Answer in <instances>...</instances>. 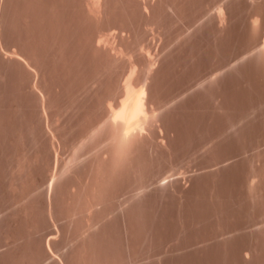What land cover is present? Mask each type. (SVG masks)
Instances as JSON below:
<instances>
[{
    "label": "bare ground",
    "instance_id": "obj_1",
    "mask_svg": "<svg viewBox=\"0 0 264 264\" xmlns=\"http://www.w3.org/2000/svg\"><path fill=\"white\" fill-rule=\"evenodd\" d=\"M154 1L155 0H0V85L4 84L2 86L6 88L5 92L7 94V89L10 91V89L13 88L11 89L12 92H9L12 97L8 99V103L13 100L12 103L10 102V104H13V107L6 105V100V102L4 101V109H8L10 114L11 111L14 112H12L14 117L12 114L11 116L13 118H11V120L16 118V120H13L15 123H12V121L7 123L6 116L0 113V231L2 228L0 233L3 232L4 228V232L0 235V238L2 237V239H0V264H143L145 263L143 258L150 257V254L145 257L146 255H144L145 253L143 254V252V256L140 257L141 251L135 253L136 248L141 250L144 246H140V242L143 240L141 237L142 234L139 233V231L136 233L137 235L133 233L137 231L138 227L142 228L145 224L140 221H135L136 223L133 221L137 220L142 209L143 211L147 210L144 206L149 210L155 211V209L162 203L164 204L165 201L169 202V200H165L169 192L166 193L165 191L169 189L173 190L171 187L176 186L177 188L175 184L181 179L178 177L184 174V176L187 177V171L189 172L191 170L189 167H191L193 162L195 163L196 161H203L205 159V156L200 152L204 148L202 144V149L199 147L197 148L199 151L195 149L196 151L193 150L194 154L193 151L188 153L195 156V152L196 154L200 152L203 160H201V156L197 157L196 155L194 157L192 155L191 157H194L193 160L196 161L192 160L190 165V159L192 158H186V156L177 158L182 165L178 166L181 167V169L184 166L182 162L187 163L185 165H189L188 167L185 166L187 168L182 169V171L180 168H177L178 161L177 163L175 162L176 164H174V162L171 163L172 161H176V158L172 160V156H169V163L166 161L168 159L167 154H173V150L169 144V139L173 140L172 137L170 138L173 132L165 125L166 121H164V116L167 111L170 112V106L173 104L172 101L176 98L173 97V99L172 96H169L173 100L169 98L168 100L164 99L166 97L163 98L161 90L158 89L160 86L158 85L159 87H156L158 81V74L156 75V73H159L157 71H160L159 67L161 68V66L158 67V59L156 58L159 57L158 54L161 56L162 53H157L159 50L155 49V54L150 43L147 45L145 43L144 47L143 40H146L145 36L146 34L148 35L149 32L147 31L150 30L151 26L156 27H154L155 31L156 29H163L161 25L165 22H161V17L163 15L160 16L159 13L164 14L172 12V15L175 13L176 16L174 15V17L177 19L179 15L178 21H180L179 19H181L180 17L182 15V12H180L182 11L180 9L181 3L184 4L182 6H186L184 3L186 0H184V2H180V0H161V3L158 0V3L156 1L157 7L163 4L161 8L158 7V9L155 7L156 5L154 6ZM217 2H219V0ZM221 3L222 4L216 3L215 6L212 5L213 18L211 17V21L207 18L209 21L207 22L210 23V25L215 18L218 19L216 20L219 21L218 23L223 22V25L227 24L226 16L228 13H226V2L225 5L223 4L224 2ZM118 4L123 5L121 6L122 9ZM164 5L166 9L163 8ZM117 6L120 10H117ZM124 6L127 7V10L126 8L123 9ZM154 7L157 11L154 10ZM209 7L211 8V6ZM209 7H206L203 13L207 10L208 14L209 11L212 10V8L210 9ZM162 8L165 12H163L164 10H162ZM167 8H169L171 12ZM183 8L186 11L185 7ZM159 9H161V12H159ZM123 10H126V12L122 14L121 12ZM117 11H121L119 13L123 20H120L121 18L118 19L119 15ZM127 11L129 15L126 14L128 13ZM179 12L181 14H179ZM203 13L201 11L200 17L197 18L198 22L201 18L207 16L205 15L206 13L204 15ZM262 13L261 11V14ZM208 15L210 16L211 14ZM256 15L258 18L260 17V14L256 13ZM124 16L127 20L130 16L129 19L131 18L132 20H130L132 22L130 20H126V22ZM157 16L160 17L158 18ZM256 17L255 20L257 19ZM137 18L144 19H142L143 21L138 19L137 22ZM117 19L121 22L123 21L122 23L124 25L118 24ZM205 20L202 21L203 24H207ZM255 20L254 23L256 22ZM258 20L259 19H257V21ZM124 21L127 26H125ZM159 21L162 23L161 25ZM225 21L226 24H224ZM113 22L117 27L118 25L119 27L120 25L122 26L120 30L122 29L121 31L123 33L120 32V34H118L117 31L114 34L111 32ZM128 22L129 24L137 22L136 24L138 25L141 22L143 25H140L143 27L140 25V27H137L135 23L133 24L135 25L134 27H132L133 25L128 26ZM143 22L145 26H149L147 28L149 30L145 29V32L143 31ZM196 23L197 21L195 24ZM165 24L163 27H165ZM258 24H260V22ZM261 24L263 25V21ZM198 25H200V23ZM253 26L254 29L255 27L257 28L256 25L253 24ZM259 26L260 25H258V27ZM260 27V30L257 29V33H259L258 30L261 31L264 28V26H262L263 28L261 27L262 29ZM133 28L138 29L137 31H139L140 28L142 29H140L138 33L133 30ZM154 28L150 31L155 32L153 30ZM186 28H184L183 31H187L188 28ZM217 28L219 31L220 28ZM161 29L158 30V34L163 33L164 35L165 33L166 35V30L163 31ZM125 31H128L129 34ZM179 33L185 34V32L182 31L176 34ZM140 34L141 36H138ZM142 36H144L143 39ZM178 36L179 35H177V37ZM261 36L264 37L263 35ZM179 37L177 39H179ZM177 39L175 38L174 40ZM169 41L165 42L168 43ZM261 41L263 42L260 45H258L260 41L256 44L258 50L256 49L254 51V49H250V51L252 50L251 54H253V51L256 52L257 55L254 54L260 57V60L262 58L264 59L263 38ZM167 45L170 46L169 44ZM168 46L164 49L168 48ZM261 62L264 63L263 61ZM230 64L231 63H229V65ZM233 64L236 65L235 63ZM233 66L231 67L230 65V68H228L231 69ZM222 67L225 66H221V68L218 67L220 70L217 71L213 69L214 72H212L213 74H211L210 78H207L209 75L206 74L208 80L203 77V80L201 79V81H197V83L203 82L201 83L203 87L206 81L207 83L210 80L212 81V79L217 81L218 79L216 78L222 76L223 72L225 73V71L228 70L224 68L225 71L221 74L220 71L223 70ZM219 74L220 76H218ZM155 76L157 78H154ZM211 81L210 84L212 83ZM7 84L9 86H7ZM210 84L208 83V85ZM197 85L195 83V86ZM10 86L12 87L8 88ZM191 87L189 88L190 92ZM5 88H1L0 90L4 92ZM184 91L180 94L183 97L186 92L190 93L189 91ZM178 96L179 95L176 97ZM6 97L8 98V96ZM0 103L3 104L2 102ZM8 111L7 113L5 112L6 115ZM10 114L8 115L9 117H11ZM240 115V120L241 118L245 120L247 117L245 115H243V117L241 115L240 117ZM237 119L238 117L236 120ZM240 120L238 121L242 123V120ZM9 123L10 125L13 124L12 128L9 126ZM218 137L219 136H217V138ZM217 138H210L207 143L209 144L211 141L212 143L215 142L219 144V138L218 142L215 141ZM207 143L205 144L207 145ZM215 143L214 146L218 147ZM211 146L207 145L205 148L210 150L208 147ZM214 146L211 148L216 149ZM207 149L203 150L207 152ZM217 149H219V147ZM178 151L180 150H176V152ZM185 154L187 153L185 152ZM163 157L166 159L163 161H166L169 165L166 162L165 165L167 164V166L160 165L163 164L159 162ZM196 157H200L201 159L199 158V160H197ZM218 157L216 156L212 158L214 160L209 161V165L212 162L218 163L217 166L215 164L217 169H214V164L208 166V161L205 163V160L203 162L204 165L207 166L206 169L211 167V171H213V169L216 171L219 167L221 168V165H219L221 164L219 163L221 158L220 156ZM183 158L188 159L189 163L188 160L185 162V159L181 161ZM218 159L219 161L215 162ZM203 162L201 163L203 164ZM36 163L38 166H36ZM201 163H197L196 167L201 166ZM192 166L195 167L194 164ZM205 166L202 165L201 168L203 169L204 167L205 169ZM184 170H187L186 173ZM182 172L183 174L179 176L178 174ZM175 175H178V177H174ZM182 180L187 182L185 178H182L181 181ZM253 180L256 181L255 179ZM183 181L182 183H184ZM21 183L26 184L23 185ZM252 185H254V183ZM18 186L23 188H21L23 192ZM26 186L29 187V189H27L28 193L24 191ZM179 186H181V184ZM183 187L182 193L178 188V192L181 194H183L184 191ZM176 188H174V190H178ZM16 190L17 192H22L18 193L19 195L16 193V199L20 198L18 200L19 202L14 200ZM24 192L25 194L27 193L25 196L29 195L27 197H33V199L30 200L25 197L23 194ZM158 192L159 196L161 195L160 192L166 193V195L164 194L165 198H163L164 196L162 197L165 201L162 199L164 202H159V204L161 203L160 205H158L159 199L157 201V197L161 200V197L157 195ZM175 192L181 196L177 191H174L170 193L173 198H175V195L173 196ZM23 196L25 198H23ZM151 197L152 200L153 197L156 199L157 203L155 200H151L153 204L155 203L154 205L157 204L156 206L153 204V206L151 205L152 202L149 201ZM170 197L171 196L168 198ZM26 198L30 200V204H27V206L24 203ZM38 199L44 203L42 204L44 205L43 211L41 210V205H38V202L41 204ZM27 201L28 200H26V202ZM146 201L150 203L148 205H151L153 208L155 207V209L151 206L147 207ZM15 202L17 203V207L20 202H22L23 205L25 204L26 208L25 206H23V208L21 203L20 206L25 210L26 216L32 213L34 216L36 212V217L30 219L31 215L28 219V216L27 218L23 216V218L26 219H22L21 216V220H18V216H14L17 213L14 214V212H19L21 207L19 206L20 209L14 211V209L17 208ZM32 202L34 203L33 206L35 205L34 207L32 206ZM163 204L158 207V209L161 210L162 206L165 207L166 203ZM168 204L170 205L171 203H167V208L169 206ZM179 206L181 208V205ZM38 207L40 208L42 217H40L41 213ZM166 207L162 209L163 212L166 210L168 213L169 209L172 211L171 208L167 210ZM24 210L21 209L20 213H22V211L24 213ZM32 210L35 212L30 214ZM145 211L143 212L144 214ZM150 211L146 212L147 214L150 213V215H148L149 219L153 216L151 213L152 211ZM26 212L29 213L26 214ZM38 213L40 214L39 216L37 215ZM135 213H139V215ZM131 214L133 217L137 215V218H131L133 221L130 219ZM37 216L39 220L42 218V223L38 219H35ZM117 216H124L119 217L122 219L126 217L125 220H121L125 221L126 225L125 222L122 223L120 221L121 227H128L130 223L134 224H132L131 227L129 226L130 229L132 226H138L135 228V231L134 228H132L134 232L129 228V230H126L131 231L134 236L136 235L137 239L141 238V240L137 241L131 234V237H134L135 240H133V238L129 239L131 242L134 241L139 244L136 245L134 242L132 244L130 241L131 244L128 242L129 246H127V242L125 244L124 241H122V244H125H123V246L120 243L121 241L113 243V240H111L113 229L110 228L111 232H109L108 227L112 221L116 223V220H118ZM148 216H144V218H147L145 220H149ZM14 217L16 219H14ZM115 218L117 219L115 220ZM141 218H143V216L139 219ZM155 218L156 216L154 219ZM33 219L39 222L36 223ZM154 219L152 221L149 220L150 224L151 222L153 223ZM14 220L18 222L16 221L15 224ZM28 220L37 225L40 223L42 226H53L55 230L51 227L54 231L52 230L51 233L47 234L48 237L50 234L48 239L46 235H40L42 234L39 232L40 229L36 230L38 227L42 228L40 224L35 227L36 225L31 222L32 224H30V227L27 225V222L28 224L30 223ZM19 221H21L23 225L25 224L24 227ZM139 222L142 223V227L138 225ZM17 223L21 225L18 226ZM44 223L47 224L44 225ZM150 224L147 225L149 226L148 229L151 227ZM114 225L111 227H116ZM117 226H119L118 223ZM14 227H17L18 230L21 229L20 231H22V233H17L18 230ZM29 227L30 229L34 228L35 230H31L35 231V233L36 231L40 233L38 234V236L40 235L39 238L35 236L38 232L35 234L30 231L32 233L29 234V232L26 231L28 235L25 233L24 229L30 230ZM154 229L155 228H152L151 231L153 230L154 232ZM104 231H108V235H106L107 232ZM123 231L124 233L126 232L125 229ZM146 231L143 232L145 235ZM150 232H148V236L145 238L153 236L149 235ZM33 233V239L35 237L36 240L38 239L41 242L39 243L38 240L37 244L30 242L31 244L33 243L32 246L34 247L33 249L30 247V249L28 246L31 244H27L29 241L25 240L26 244L23 247L25 248L28 245L27 252L25 250L22 252L23 247L20 239L26 234L27 236L24 238H30L29 240L32 241L33 239L31 237ZM16 234H20L21 238H17ZM102 234L104 237L106 236V240ZM42 236L43 239L47 237V241L40 238ZM108 237L110 239H107ZM129 237L126 236L125 241H127L126 239ZM102 239L105 241V245ZM36 240H34V242ZM109 240H111V243ZM170 241L172 244V239ZM116 243L118 245L120 243L123 248L127 246L130 250L125 251L124 248V251L122 250L123 255H121L122 247L120 245L121 248L118 246L115 247L117 251L113 247V245L116 246ZM166 243V250H168V244L170 243ZM67 246L68 248H66ZM20 247H22L21 251H19L21 253H17ZM105 247H108L109 251H107L108 248ZM171 247L169 246V248ZM112 248L113 251H111ZM164 249L157 254V257L160 254L162 256L159 257H166L167 252ZM28 250L30 252H28ZM130 251H132V254H130ZM111 252L115 253L113 254ZM124 252H128L130 256L128 257L127 254L124 255ZM171 253L172 252H170V255ZM163 254L165 256H163ZM155 255L156 253H152L151 257L155 258ZM118 256H123V258ZM149 257L147 260L153 261L151 260L152 258L150 257L149 259ZM159 257L155 259L159 260Z\"/></svg>",
    "mask_w": 264,
    "mask_h": 264
},
{
    "label": "rangeland",
    "instance_id": "obj_2",
    "mask_svg": "<svg viewBox=\"0 0 264 264\" xmlns=\"http://www.w3.org/2000/svg\"><path fill=\"white\" fill-rule=\"evenodd\" d=\"M156 1H157V3L159 1L161 3V0H159V1L155 0L154 1V6L156 5L155 7H157ZM162 1H165V0H162ZM181 1L184 2V0H180V2ZM187 1L188 0H186V2H184L186 6H182L184 4L181 3L182 8L180 7V9L182 11H180V12H182L184 19H183V16L181 15V17H180L181 19H179L180 21H178L179 15L177 16V19H176L174 17L175 13H174V15H172L171 14L172 12L170 11L169 8H167V9H169V11L171 13H164V14L159 13L160 16L161 15H163V16L161 17L162 21L160 20L161 18L158 20L166 23V24L164 23L165 27H163L164 24H162L159 21L160 25L162 24L161 26L163 28V29H161V28L160 29L163 31L166 30L165 31L166 35L164 33L165 36L163 35V33L158 34V30H160V29H158V30L156 29V31H155V28H156L155 26H154L155 28L151 26L150 30L152 28H154L153 30L156 33L153 31L151 32L149 29H147L149 26L148 27H147V25L145 26V23L143 22L144 23L143 31L145 29L149 30V31H147V32H149L148 35L146 34L147 38L145 36L146 40H143L144 41V43H143L144 47H145V43H146V45L150 43L151 47H153V49H154L155 54H156V52H155L156 50H159L157 53H162L161 56H160V54H158L161 59L159 57L156 58V59H158V62H157L158 67L161 66V68L159 67L160 71H157L159 73H156V75L158 74L157 75L158 78L156 76L154 77V78H157L158 81L156 79H153V80L157 81L156 87L158 85L160 86V87L158 86L159 87L158 89L161 90L162 97L163 98L166 97L164 99L168 100V98L169 99H172L173 97L176 98L174 101H172L173 104H172V106H170V108H171L170 112L167 111V113H166L167 117H166V114L164 116L165 117L164 121H166L165 125H167V128L170 131H172L173 133L175 132L174 134L171 132L172 136L170 135V138L172 137L173 140L169 139V144L171 145L170 147L173 150L172 151L173 154H172V152H171L172 155L167 154L168 155L167 160L165 159V157H163L162 160L160 159L159 162H162L163 164H160L159 162L158 163L162 166H167V164L169 163L168 160H170L169 156H172V160H174L176 158V161L171 162V163L174 162V164L177 163L178 157L181 158V157L186 156V158H192L191 156L194 154L193 150H195V149L197 150L198 147L200 149H202L201 148L202 144L204 145V146H202V147H204L203 149H207V148H205V146H207V145L211 146L213 144L212 146H214V143H215L214 141H213L214 143H212L210 141L211 144L210 143L208 144L207 141H209L210 138L215 139V137L217 138V136H219L218 137L220 139L219 144L215 143V145H218L219 149H217L218 148L217 146H214V147H216V149L211 148L212 146L208 147L210 150L207 149V152H205L202 149V151H200V152H202V154L205 156L204 160H203V158L201 156L202 154L200 152H199L200 155H199V153L196 154V152H195V156L196 155H197V157L201 156L202 159L200 157L199 158L203 161L206 160L205 163L208 161L207 162L208 166H211V164H214V167H215L216 163H213L211 161L212 163H210V165H209V161L214 160L212 158H214L216 156L217 157L220 156L222 162L220 160L219 163H221V164H219V165H221V168L218 165V167L220 169L218 168V170H216V171L214 169H217V167L214 168L213 166H212L214 168V169L212 168L213 171H211V169H210L211 167L210 168L208 167L206 169L207 166H205L204 162L200 161L199 158L196 157L197 160H199L200 162L193 160L195 157L193 155L194 157L192 159H190V165L192 163L191 162L192 160L196 161L197 163L203 162V164L201 163V166L196 167L197 163L195 162L196 163L195 164L193 162L195 167H193L192 166L193 164H192L191 167H189L191 170L189 169L190 170L189 172L187 171L188 169L186 170L188 173L187 177L184 176L185 174L183 176H180L183 174V172L185 170L182 173L178 174L180 177H178V175L174 176V177H178L179 179L185 178V179H187V182H184L182 180L184 182V183H182V181L180 179V181H178L175 184V185H177V188L175 186V187H171V188H173V190L169 189L168 191H165L166 193L169 192V193H167L168 195H166V193L160 192L161 195L159 196V192L157 193V195L159 197H161V200H160V198H158L156 196L157 201L159 199L158 205H160L165 200H169V202L165 201V203H166L165 207L167 206V203H171L170 205L168 204L170 206V207L168 206V208H171L172 211H170V209H169V211H168L169 214L167 213L166 210L163 212L162 209H165L164 206H162V209H161L162 211L160 209H158V207H160L163 203L157 207L158 210L155 209V207L153 208L152 206L155 203L153 204L152 201L153 200L156 201V199H154L155 196L153 197V200L151 197V199H149V201L152 202L151 205L152 204L153 205L152 206L148 205L150 203H148L147 201H146V204L148 205L147 207L151 206L153 209H155V211L150 209L152 211L151 212L148 208H146V206H144V208L149 210L153 214L152 217L150 216L151 217L150 219H152V218L154 219V217L156 216L153 223L151 222V224H150V221H152L153 219L152 220L149 219L148 215H150V213L147 214L146 212H149L147 210L146 211L144 210L145 211V214H144L143 213L144 211L142 209V212L140 211L142 213V215L140 212H139L140 215H139V213H135V214L139 215V217L137 218V215L134 216L137 218V220H134V221H133V219H131L133 217L131 214L130 215L131 221H133V222L140 221V222H143V224H145L142 227L141 226L142 223L139 222L138 225H140L142 228H140L138 226H137L138 227L137 228L136 225H135V227L132 226V228H134V231H135V228H137V231L134 232V231H132L133 230L132 228L131 229L129 228V226L131 227V225L133 223H130L128 227H125L122 224L125 228L121 227L120 221L125 220L126 217L124 219H122L119 217H124V216H119V217L117 216L119 221L116 220L117 218H115L116 223H115V221H112L108 227L109 232H111L110 228L113 229L111 240H113V243L121 241L120 243L122 246L124 243L126 244V242H127L126 245L129 246L128 244L131 242L129 239L133 238V240H135V239L137 241L141 240V238H139L140 235L138 236L139 239L136 238V235H137L136 233H138V231H139V233L142 234L141 235L142 239L144 240V241L141 240L140 246L141 247L144 246V247L141 250H139L135 247L137 250V251L135 250V253H138V251H141L140 257H142L144 253H145L144 255H146L145 257H147L148 254H150V257H151L152 253L153 254L156 253L155 258H158L159 256H162V255L160 254L157 257V254L162 252V250L165 248L164 250L167 252L168 256L166 255V257H159V260L151 257L152 258L151 260H153V261L147 260V258L149 256L147 258H143L144 260L141 258L145 262V263H143V261L141 260L143 264H264V66H263L264 63L261 62V61L264 62V59L261 57L263 60L262 59L260 60V57L256 56L257 53L254 52L256 49L258 50V47L256 46V44H258L260 41V43L258 44V45H260L263 42V41H261L262 38L264 40V37L261 36V35L264 36V34H263L264 28L262 27V26H264V10H262V9H264V6H263L264 0H225V1L219 0V2H217L218 0H189L188 3H187ZM215 2L217 4L218 3L222 4L221 2H224L223 3L224 5L226 2V10H227L226 13H228V15L226 14L227 15L226 16L227 24H226V21L224 22V24H226V25H223L222 24L223 22L218 23L219 21H216V20H218L216 18H215V20H213L211 22V25H210V23H208L213 18L212 17V14H213L212 13L213 12V6L212 5H214ZM164 3H166V2H164ZM216 3H215V5H216ZM162 5L163 4H160V6H158V7L161 8ZM118 6L121 7L123 5L118 4ZM118 6H117V8H118L117 10H120ZM209 6H211V8H212V10L209 11V13H208V14H211L210 16L207 14V10L205 11L206 14L203 13V11L206 9V7H209ZM155 7H154V10L157 11L158 7H157V9ZM183 7H185L186 11L184 10ZM125 8L127 10L126 6L123 7V9H125ZM163 8H165V5ZM163 8H162V10H164ZM121 9H122V7H121ZM126 10H123L122 12L119 11V12H121L123 14V12H126ZM159 10H160L159 12H161V9H159ZM169 11H167V12H169ZM201 11H202L203 15L205 14L207 16H205L206 20L202 16L203 18H201L200 21L202 22L205 20L207 22L209 19V21L207 22L208 25L206 23L203 24V22L201 23L200 21L198 22L197 18L200 17ZM261 11L263 12L262 13L263 15L261 14ZM119 12H118V15H119L118 19L121 18L120 17L121 14ZM163 12H165V10ZM180 12H179V14H181ZM256 13L260 14L259 18L256 17L257 16ZM126 14L129 15V12ZM157 15H158V12H157ZM160 16H157V17L159 18ZM129 17H128V20L131 19V18L129 19ZM139 17H141V16H139ZM209 17L210 18L212 17V18L210 19ZM255 17L259 20L258 21H257V19L255 20ZM138 19L139 18H137V20L136 19L135 20L138 22ZM142 19H144V18H142ZM142 19L140 18L139 20L143 21ZM120 20H123V18H121ZM120 20H118V22L117 21H115V22H117L118 24H123L122 23L123 21L121 22ZM126 20H127V18L125 19V21ZM254 20L256 21L255 23L260 22V24H258V23L255 24ZM194 21L195 22L197 21V23L198 24L200 23V25H198L197 23L195 24ZM262 21H263V25L261 24ZM119 22H121V23H119ZM126 22H125V26H127ZM129 22H128V26L133 25L135 23V25H137V27H138L140 24H142L141 22L139 25L136 24L137 22H133V23L129 24ZM112 24H113V28H111V32H113L115 34L118 31V34H120V32H122L121 31L122 29L120 30V27H122V26L120 25V27H119V25H118V27H117L114 25V22ZM253 24L256 25L257 28L255 27V29H254ZM135 25H133L132 27H134ZM142 25H140V26H142ZM213 25H214V28H213ZM216 25H219L217 27H219L221 30L219 29V31H218V28L215 27ZM258 25H260L263 28V30H261L262 32L259 31L260 26L258 27ZM164 28H166V29H164ZM184 28H186L187 31H183ZM109 29H110V27H109ZM140 29H142V28H140ZM140 29H139V31H140ZM257 29H259L258 30L259 33H257ZM133 30L137 31L138 29L133 28ZM139 31H137V32L139 33ZM179 31L185 32V34L184 33L176 34ZM125 32L128 33V31H125ZM108 33H109V31H108ZM141 34L143 35L142 31H141ZM141 34L138 36H141ZM177 35H179L180 37L182 36V37L180 38L178 36L179 39H177L178 38ZM143 37L144 36H142V39H143ZM173 37H175L177 40H174L175 38H173ZM165 41H169V42L167 43ZM165 43L169 44L170 46H168ZM167 46H168V48L164 49ZM162 49H163V51H162ZM250 49H252V50L254 49L253 54H251L252 50L250 51ZM249 51H250V53H249ZM247 54H248V56H247ZM245 57H247V58H245ZM159 59L161 60V62ZM160 63H161V65H160ZM229 63H231L230 64L231 67L234 65L233 63H235L236 65H234L233 68L229 69L230 68ZM221 66H225V67H222L223 70L220 71L221 74L223 71H225L226 68L228 70L226 69L227 71H225V73L223 72L222 76H220V74L218 75V76H220V77L216 78V79H218L217 80L218 82L216 80L212 79V81L210 80L212 82L211 83L212 85L210 84V81H208V83L210 85H208V83L206 81V83H204L205 86H203V87L201 86L202 85L201 83H203V82L197 83V81H201V79L203 80V77L205 79L210 78L211 74H213L212 72H214L213 69H216V71L220 70L218 67L221 68ZM206 74L209 75V77L206 78V76H207ZM197 79H199V80H197ZM195 83H196V85L198 84L199 86L198 85H197L198 87L195 86ZM2 85H4V84H2ZM2 85H0V89L5 88ZM7 86H9V85L7 84ZM11 87L12 86H10L8 88H11ZM190 87H191V92L189 89ZM194 87H196V88H194ZM11 89H13V88H11ZM11 89H10V91L12 92ZM184 90L189 91L190 93L186 92V94H184V97H183L180 94H182V91H184ZM5 91H6V88H5L4 92L2 90H0V92H3V93H0V96L2 94L6 95L7 93ZM7 91H8L9 95L7 94L6 96H8V98L6 96L2 95L1 96L2 100L0 99V102L3 103V104L0 103L1 107H3V108L0 107V110H1L0 113H2V115L4 114L3 116H6L7 123L10 121H12V123H15L13 120L14 119L16 120V118L11 120V118L14 117V114H13L14 112L11 111V114H10L8 109L5 108L6 111L4 109V107H5L4 101L6 102V100H7L6 105H10V107L13 105V104H10V102H11L10 100H12V99H10L9 100L10 102L8 103L9 97L11 98L12 96H10L11 92L9 91V89H7ZM164 94H165V96H164ZM175 95L176 96L179 95V96L176 97ZM169 96H172V98H170ZM3 97H4V100H3ZM12 102H13V100H12ZM6 107H9V106H6ZM10 110H11V108H10ZM12 110H13V108H12ZM7 111H8V114L6 115ZM9 114H10V116L13 114L12 115L13 117L12 116L9 117L8 116ZM240 114L242 115V117H243V115L247 116L246 119L243 120L244 118H241V120H242L241 121L239 119ZM168 115H170V116H168ZM241 115H240V117H241ZM237 117H238V119L236 120ZM238 120H240L242 123H240ZM237 121H238V123H237ZM167 122H169V123H167ZM172 124H173V126H172ZM9 126L12 128L13 124L10 125V123H9ZM218 138L215 141L218 142ZM170 140H172V141H170ZM205 143H207V145ZM176 150H180V151L176 152ZM192 151H193V154L192 155L189 154ZM197 151H199V150H197ZM185 152L189 156L187 154H185ZM174 153H176V154H174ZM167 155H165V156H167ZM174 155H176V156H174ZM186 158H183L181 161H183L185 159V162H187L186 160H188V159H186ZM164 159L168 162L167 163L165 161L167 163L166 165H165V162L163 161ZM218 161H219V159L215 162H218ZM182 163L184 164L183 167L189 166V165H185L187 163H184V162H182ZM188 163H189V160H188ZM217 164H216V166H217ZM34 165H35V163H34ZM179 165H181L180 161H178L177 168H180L181 171H182V169L187 168V167H185V168L182 167V169H181V167H178ZM202 165L205 166V169H204V167H203V169L201 168ZM36 166H38L37 163H36ZM36 168H38V167H36ZM186 171H185V173H186ZM253 179H255L256 181H254ZM252 181H254V182H252ZM253 183H254V185H252ZM21 184L25 185L26 183H21ZM180 184H181V186H179ZM184 184H186V185H184ZM183 185H184V187H183ZM19 187L20 186H18V188ZM27 187L28 186H26V188L24 187L25 192H27V189H29V187L28 188ZM182 187L184 189L183 194H181L182 193ZM21 188L22 187H20L19 189L22 191L23 188L22 189ZM174 188H176V189L179 188L181 190L180 191L181 193L178 192L179 189L174 190ZM17 190L15 192V197H14V200H16V202L20 199V198L16 199V193H17V195H19L18 193L23 192V191L17 192ZM170 190H171V192H170ZM159 191H161V190H159ZM174 191H177L179 194H181V196L176 194V192H175L173 194V196L175 195V198H173L170 193H173ZM25 192L23 193L24 196L28 193L27 192L25 194ZM23 194H21V195H23ZM164 194L167 196L165 200L163 199V198H165ZM176 195H177V197H176ZM24 196H23V198H25L29 195H27L25 197ZM169 196H171L172 198L171 197L168 198ZM27 198H29L30 200L33 199V197L32 198L27 197ZM27 198H26V200H28L27 202H26V200H24V203L26 204V206H27V204H30V202H29L30 200ZM171 199H172V202H171ZM1 200H3V199H1ZM22 200H20V201H22ZM38 200H40V199H38ZM157 201H156V203H157ZM22 202H20V203L22 204V207H23V206H25V204L23 205ZM159 202H161V203L159 204ZM20 203H18L19 206H20ZM36 203H37V199H36ZM40 203L41 204H39V202H38V205H41V207H42L41 210L43 211L44 205H42V204H44V203L41 202V200H40ZM33 204L34 203L32 202V206H33ZM15 205L17 207V203ZM156 205H154V206H156ZM179 205H181L182 209L180 208ZM19 206L17 208H15L14 211L16 209H20L21 206L20 207ZM26 206H25V208H26ZM32 206H31V209H32ZM22 207H21V209L24 210L23 209L24 207L23 208ZM168 208L166 207L167 210H168ZM31 209H29V210H31ZM38 209H39V212L41 213L39 207H38ZM20 210H19V212L18 211L14 212V214L15 213L18 214V215L17 214L14 215V216H18V218H17L18 220L19 219L21 220V216H22V219H26L27 216L29 219V216H31V215L32 216L30 217V219L32 217L33 218L36 217V212L33 211L34 208L30 212V214L32 212H35L34 216H33V213L31 215L26 216L25 210H24V213H23V211H22V213H20ZM36 211H38V210H36ZM28 213L26 212V214H28ZM19 215H20V217H19ZM37 215L39 216L40 214L38 213ZM23 216L26 218H23ZM38 216L35 219L39 220ZM142 216H143V218H144V216H146V217L148 216V219L150 221L145 220V219H147L146 217L144 218V220H143V218L139 219ZM40 217H42V213H41ZM14 219H16V218L14 217ZM35 219H33V220L35 221ZM16 221L17 220H14L15 224H16ZM39 221L42 223L43 222L42 218ZM39 221L36 220L35 222L37 223ZM147 221H149V222H147ZM22 222H23V220H22ZM22 222L19 221V223H22ZM29 222H30L29 224L27 222V225H29V226H30V224L34 223L32 221H29ZM121 222L124 223L125 221H121ZM23 223H22V225H23ZM36 223H34L36 225L35 227H37L40 224V223H38V225H37ZM117 223L119 226H117ZM147 223L150 224V226H151L149 229H148L149 226H147L148 225ZM34 224H33V226H34ZM45 224H47V223H44V225ZM17 225L20 226L21 224L17 223ZM24 225H23V227H24ZM112 225H114L116 227L112 228L111 227ZM125 225H126V222H125ZM41 226H42V224H40V227ZM152 226H155V227H152ZM17 227H14V228H17ZM30 227H29V229H30ZM51 227H53V226H51ZM51 227H49V225H46V226H42L43 229L39 228V227L36 228V230L40 229L39 232L42 233V234H40L38 231H36V233L38 232L37 235H35V236H37L36 238H39V236L43 235V234H44V236L45 235L47 236V234L51 233V231L54 229V227H53V229ZM21 228H22V226H21ZM128 228L132 232H134L133 234H136V235L134 236L131 233V231H128L129 230ZM152 228H155L154 232H153V230L151 231ZM31 229L33 230L34 228H31ZM31 229L26 230V228H25L24 229L25 233H27V235H28V232H29V234L32 232L35 233V231H32ZM124 229L126 231L125 233L129 234L130 237L132 234L135 237V239H134V237L130 238L129 235L125 234L123 231ZM126 229H128V230H126ZM167 229H170V230H167ZM16 230H18V228ZM20 230L21 229H19L17 231V233L18 232L22 233V231H20ZM146 230H148V231H146ZM1 231H2V228H1ZM14 231H15V229H14ZM26 231H28V232H26ZM30 231H32V232H30ZM145 231H146V235H145V233H143ZM3 232H4V228H3ZM104 232H107L106 235H108V231H104ZM148 232H150L149 235H153V236H149L148 238H145L148 236L147 235ZM2 233H0V235ZM15 233H16V231H15ZM34 233H33L32 237L30 235V237L32 239H33ZM38 234H40V235L38 236ZM124 234L129 237L128 239H126L127 241H125L126 236ZM16 235H17V238L18 237H19V239L21 238L20 234H16ZM23 235H21V236H23ZM27 235L25 234V236H27ZM61 236H62V234H61ZM102 236L104 237L103 234H102ZM49 237H50V234H49ZM49 237H48V239H49ZM110 237H111V235H110ZM23 238L20 239L22 242V244H21L22 247L25 246V244H26L25 240L29 241L27 244H31L30 242L37 244L39 241L38 239H37L38 240L37 241L35 239V237L32 241L29 240L30 238L25 239L26 238L25 237L24 240H23ZM40 238L43 239V236ZM46 238L44 237L43 240L47 241ZM63 238H64V234H63ZM168 238L170 240L172 239L173 246L171 244V241ZM0 239H2V237ZM103 239H102V241H104ZM107 239H110V238L108 237ZM34 240H36L37 242L36 241L34 242ZM105 240H106V238H105ZM111 240H109V242ZM23 241H24V244H23ZM122 241H124L123 244H122ZM40 242L41 241H39V243ZM133 242H131V243L133 244ZM166 242L170 243V244H168V250H166L167 249V245H166L167 243ZM33 243L29 246L27 245L28 248L31 247L33 249L34 248L32 246ZM106 243H108V242H106ZM120 243H119V245H120ZM18 244H17V246H18ZM103 244L105 245V241ZM112 244H111V246H112ZM134 244L137 245L139 243L134 242ZM119 245L116 243V246L113 245V247L114 248L117 246L120 247L121 245L120 246ZM27 246L25 248L23 247V249H22V247H20L19 250L16 248L18 250L17 253H21V252H19V251H21V249H22V252H24V250L27 252ZM68 246L66 248H68ZM106 246H107V244H106ZM111 246H109V247H111ZM127 246L126 247L124 246L125 249L123 247L122 248L120 247L121 248V255H123V252H122L123 249L125 251L130 250V249H128L129 247L127 248ZM133 246H135V245H133ZM169 246L170 247L172 246V247L169 248ZM105 248H108V247H105ZM115 249L117 251V248H115ZM170 249H172V250H170ZM29 250H28V252H30ZM118 250H119V248H118ZM142 250H144V251H142ZM169 250H170V252H172L171 255H170ZM107 251H109V248ZM111 251H113V248ZM132 251H130L131 253L130 252L129 253L132 254ZM115 252H111V253L114 254ZM142 252H143V254H142ZM166 252H165V254H166ZM168 252H169V254H168ZM125 254H127L128 257L130 256V254H128V252H124V255ZM115 255H117V254H115ZM119 255H120V253H119ZM137 255H140V254H137ZM163 256H165V255L163 254ZM118 257L123 258V256H118ZM150 257H149V259H150ZM145 259H146V261H145ZM0 261H1V259H0Z\"/></svg>",
    "mask_w": 264,
    "mask_h": 264
}]
</instances>
